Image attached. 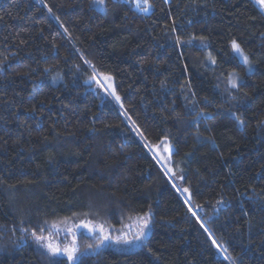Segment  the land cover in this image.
<instances>
[{"label":"trees","instance_id":"obj_1","mask_svg":"<svg viewBox=\"0 0 264 264\" xmlns=\"http://www.w3.org/2000/svg\"><path fill=\"white\" fill-rule=\"evenodd\" d=\"M147 6L0 0V264H264V15ZM134 218L147 234L120 252ZM80 219L111 239L78 235L75 261L32 236Z\"/></svg>","mask_w":264,"mask_h":264},{"label":"rangeland","instance_id":"obj_2","mask_svg":"<svg viewBox=\"0 0 264 264\" xmlns=\"http://www.w3.org/2000/svg\"><path fill=\"white\" fill-rule=\"evenodd\" d=\"M133 5H135V0H131ZM167 1V0H165ZM264 15V11H262L255 3L254 0H250ZM143 4V0H142ZM231 53L243 64L246 66L247 71L251 72L253 69V66L250 62L245 63L240 55H238L233 47L232 44L230 45ZM245 55V54H244ZM246 56V55H245ZM249 61V60H248ZM238 80L240 78L236 74H231L230 78L228 79V82L230 86H232V82L235 81L237 84ZM166 143V142H165ZM170 149V150H169ZM153 153L155 154L156 158L159 160V162L170 172V169H172V161L170 157V151L171 148L166 144H161L158 146H155L152 148ZM146 218H134L130 222H127L123 226L122 229H120V232L117 234L118 238L123 240L124 238H127L128 240L132 241V243H123L121 242L120 248L118 250L120 252L129 251L132 249L133 244H138L144 236L147 234L148 227L143 228V224ZM89 224L90 226H95L96 230L93 232H89L87 228H84L82 225ZM103 228V234L99 231L100 228ZM56 229L59 231V236L56 239H48V241H41V243L51 242L53 245H59L62 249L63 248H71L75 246V242L77 239V236L82 235H89L93 237H101L102 235H107L110 237L111 235V229L106 227L104 224L98 223V222H92V221H86V220H69V221H62L56 225ZM143 230L144 235L140 237V239H135L139 235V233ZM115 240V239H114ZM44 251L49 255L50 258H67L65 255H59V256H53L51 255L46 248H44Z\"/></svg>","mask_w":264,"mask_h":264},{"label":"snow or ice","instance_id":"obj_3","mask_svg":"<svg viewBox=\"0 0 264 264\" xmlns=\"http://www.w3.org/2000/svg\"><path fill=\"white\" fill-rule=\"evenodd\" d=\"M96 3L103 5L104 4V0H96ZM254 3L262 10L264 11V0H254ZM135 5L136 7L143 12H147L148 11V7L147 6V0H143V4H142V0H135ZM232 47L234 49V51L240 55L243 59V61L245 63H248V57L244 55L240 45L233 41L232 43ZM215 61H213L214 63ZM105 79L110 80L111 77H106ZM236 83L235 81L232 82V87H236ZM114 94V93H113ZM116 100L119 101L120 97L116 96ZM170 150V149H169ZM185 192H187V189H184ZM84 228H87L89 232H93L96 230L95 226H90L89 224H84L82 225ZM203 227V225H201ZM53 227H55V225H53ZM148 227V221L145 220L144 224H143V228H147ZM41 232H43V229L40 230ZM99 231L103 234V228L101 227L99 229ZM144 235L143 230H141V232L139 233V235L137 237H135V239H140V237H142ZM32 236L34 237V239L36 240L37 243H40L41 241H48V237L44 236V235H38L36 232L32 233ZM111 239L109 236L107 235H102V239H101V243L104 240H109ZM116 243H132V241L128 240L127 238H124L123 240H121L120 238H117ZM213 243L215 244L216 241L213 240ZM42 247L46 248L47 251L53 255V256H59V255H65L67 256V259L69 262L75 261L77 259L76 257V252L77 249L75 246L71 247V248H61L58 244L57 245H53L51 242H46L41 244Z\"/></svg>","mask_w":264,"mask_h":264}]
</instances>
